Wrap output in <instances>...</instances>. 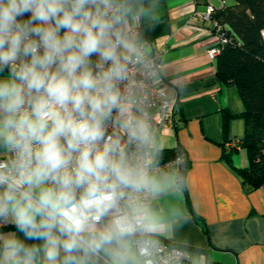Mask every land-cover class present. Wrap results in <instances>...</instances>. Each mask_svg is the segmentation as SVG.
<instances>
[{
	"label": "clouds",
	"instance_id": "clouds-1",
	"mask_svg": "<svg viewBox=\"0 0 264 264\" xmlns=\"http://www.w3.org/2000/svg\"><path fill=\"white\" fill-rule=\"evenodd\" d=\"M154 13L0 0V264H204L163 243L178 210L160 201L183 177L148 109Z\"/></svg>",
	"mask_w": 264,
	"mask_h": 264
},
{
	"label": "crops",
	"instance_id": "crops-1",
	"mask_svg": "<svg viewBox=\"0 0 264 264\" xmlns=\"http://www.w3.org/2000/svg\"><path fill=\"white\" fill-rule=\"evenodd\" d=\"M147 2L155 6V20L144 37L161 53L166 95L177 102L174 127L156 138L165 152L180 151L179 165L185 166L184 189L160 201L178 210L174 237L163 242L202 255L204 264H264V186L246 192L234 171L248 164L243 148H227L244 136V104L235 86L218 81L216 58L208 56L218 41L204 18L207 3ZM229 150L235 151L227 162L222 156Z\"/></svg>",
	"mask_w": 264,
	"mask_h": 264
},
{
	"label": "trees",
	"instance_id": "trees-1",
	"mask_svg": "<svg viewBox=\"0 0 264 264\" xmlns=\"http://www.w3.org/2000/svg\"><path fill=\"white\" fill-rule=\"evenodd\" d=\"M221 2L220 6L213 4L215 9L210 17L219 27L218 33L226 38L225 43L217 44L216 77L223 85L235 86L244 104L245 132L238 142L246 152L248 164L234 171L244 190L252 192L264 186V43L260 37L264 29V0ZM213 32L216 33L214 27ZM226 119L227 115L224 127ZM234 151L224 152L223 159L230 162ZM180 155V151H164L162 163Z\"/></svg>",
	"mask_w": 264,
	"mask_h": 264
},
{
	"label": "built area",
	"instance_id": "built-area-1",
	"mask_svg": "<svg viewBox=\"0 0 264 264\" xmlns=\"http://www.w3.org/2000/svg\"><path fill=\"white\" fill-rule=\"evenodd\" d=\"M206 1V10L204 13V18L206 20H209L212 23V26L216 28V33L214 34L217 38L218 44H222L226 42V38L219 34L217 30H219V27L216 25V23L211 20V15L214 12V5L211 3V0H205ZM260 37L262 40V43H264V29L260 31ZM149 44V43H148ZM151 47V46H150ZM152 50V48H151ZM218 47H213L208 51V56L210 59H215L218 54ZM152 60L153 64L156 67L157 76H158V83L156 85H150L149 86V100H148V109L150 114V120L151 124L155 130V134L168 129L173 128L175 125V114L177 110V102L175 100H169L166 95V87L164 81H162V78L160 76V72L162 69V55L160 52H155L152 50ZM239 147L238 141H232L227 145V148L230 149H237ZM178 161V162H177ZM165 164H168L169 166H179V159H175L171 162L162 163V166ZM167 246L166 244H164ZM182 250V249H181ZM184 251V250H182ZM188 253L187 251H184ZM183 264H190L189 259H184Z\"/></svg>",
	"mask_w": 264,
	"mask_h": 264
},
{
	"label": "water",
	"instance_id": "water-1",
	"mask_svg": "<svg viewBox=\"0 0 264 264\" xmlns=\"http://www.w3.org/2000/svg\"><path fill=\"white\" fill-rule=\"evenodd\" d=\"M184 170H185V166L180 167V168L178 169V171H179V173H180L181 176H183Z\"/></svg>",
	"mask_w": 264,
	"mask_h": 264
}]
</instances>
